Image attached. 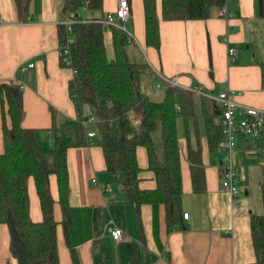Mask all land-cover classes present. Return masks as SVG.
I'll return each instance as SVG.
<instances>
[{"label":"crops","instance_id":"crops-1","mask_svg":"<svg viewBox=\"0 0 264 264\" xmlns=\"http://www.w3.org/2000/svg\"><path fill=\"white\" fill-rule=\"evenodd\" d=\"M129 1L132 10L126 25L134 37L132 41L141 48L139 57L148 62L153 76L145 84L147 94L154 96L157 91L163 97L164 83L188 90L200 87L213 96L227 89L236 102L264 109V0H226L228 16L219 14L224 9L213 10L209 18L199 20H163L162 0H156L161 18L159 48L146 44L144 0ZM62 4L65 7L62 0H33L32 17L21 22L15 0H0V84L15 82L22 87L23 124L38 130L37 139L44 134V144L51 135L52 109L69 120L87 116L70 96L73 70L61 65L58 25L67 20ZM117 8L118 0H104L97 17L114 13ZM113 41L107 27L110 57L114 55ZM231 48L237 53L229 55ZM3 114L0 96V153L4 151ZM94 127L89 124L87 129L97 133ZM249 139L264 154L263 142L238 136V168L245 160L242 147ZM94 142L67 152L73 225L68 236L58 225L60 264H74L72 247L80 264L255 263L250 218L253 208L222 187V153L211 152L206 137L201 140L207 185L203 193L194 191L187 141L180 140L182 206L189 219L184 220L181 229L171 232H167L161 204H143L139 226L134 205L122 184L107 170L103 148ZM137 159L140 187L155 188L144 146L137 148ZM259 166L264 173V162ZM29 189L31 216L40 222L43 217L33 180ZM51 191L54 216L61 223L56 176L51 177ZM114 227L124 231L121 241L112 238ZM0 264H18L10 252L9 231L4 224H0Z\"/></svg>","mask_w":264,"mask_h":264},{"label":"trees","instance_id":"trees-1","mask_svg":"<svg viewBox=\"0 0 264 264\" xmlns=\"http://www.w3.org/2000/svg\"><path fill=\"white\" fill-rule=\"evenodd\" d=\"M67 20L72 30L58 25L59 43L69 38L67 64L73 70L69 82L70 96L77 107L87 113L76 120L63 118L52 109L51 135L46 144L37 139V129L25 127L22 87L15 82L0 84L3 107L4 151L0 153V224L7 226L10 252L18 264H60L57 228L61 224L68 236L73 225L69 204L70 186L67 152L69 148L88 143L87 126L82 119L95 117V144L103 148L107 170L123 186L134 205L141 225L143 204H161L165 209L167 232L184 226L181 172L182 138L187 141V154L195 192L207 190L201 140L206 137L211 152L224 140L223 107L202 93L164 83L163 97L155 100L144 91L145 77L150 74L148 62L128 50L127 36L103 21L106 15L86 18L80 9L102 10L104 0H64ZM19 20L32 17L33 0H15ZM226 0H162L163 20L207 19L213 10L225 8ZM146 44L160 47V22L156 0H144ZM113 33V57L109 56L106 31ZM125 36V37H124ZM264 66V65H263ZM7 116L10 125L7 124ZM137 121V123L135 122ZM264 143V139H257ZM194 141V145H193ZM147 149L149 170L156 187H140L137 148ZM264 170V169H263ZM56 176L62 221L54 216L55 200L51 177ZM40 199L42 221L31 216L30 181ZM248 191V196L252 191ZM260 197L264 205V180ZM254 264H264V213H250ZM73 263L80 264L74 247Z\"/></svg>","mask_w":264,"mask_h":264},{"label":"built area","instance_id":"built-area-1","mask_svg":"<svg viewBox=\"0 0 264 264\" xmlns=\"http://www.w3.org/2000/svg\"><path fill=\"white\" fill-rule=\"evenodd\" d=\"M131 3L129 0H118V8L114 13H109L105 16L103 23L108 27H116L123 32L129 42L134 37L131 31L127 28V21L131 16ZM220 15L228 16L226 9L219 12ZM67 31L72 30L73 21L66 20L63 22ZM72 40L67 39L65 43H59V53L61 59L67 64L71 61L66 56L69 55V44ZM237 50L231 48L229 55H234ZM165 82L173 83L168 79L162 77ZM159 88L160 85H157ZM193 91L202 93L205 96L214 99L223 107L222 123L224 129V140L218 147V152L222 153V174L221 183L222 187L229 191L233 197L238 198L240 191L238 188V176H237V138L238 136L250 137L254 139H264V109L252 107L249 105L236 102L232 97L229 90H224L217 96H213L209 93H205L200 87L192 88ZM97 119L95 117H89L82 119V123L85 126L89 124H95ZM137 123V121H135ZM95 131H87L88 142L92 143L95 139ZM185 219H189V213L184 214ZM111 236L115 241H121L124 238V231L120 227H114L111 231Z\"/></svg>","mask_w":264,"mask_h":264},{"label":"rangeland","instance_id":"rangeland-1","mask_svg":"<svg viewBox=\"0 0 264 264\" xmlns=\"http://www.w3.org/2000/svg\"><path fill=\"white\" fill-rule=\"evenodd\" d=\"M64 2V0H62ZM62 8H64V5L62 4ZM98 10L93 9H87L86 7H83L80 9L79 14L83 17H97ZM126 39V44L128 50H135V53H139L141 51V48H138L137 42H129L128 38ZM140 49V51H139ZM153 76L151 74L147 75L145 77V83H150L152 81ZM155 100H161L162 99V93L155 91L154 94ZM44 134H39V143L41 145L44 144L45 138L42 140V137ZM247 146L242 147L243 153H245V160L243 161V164L239 165V168L237 170V176H238V188L240 190V198L243 201H246L248 203V206L256 210L258 213L263 214L264 213V205L260 197V191H261V182L264 180V173L261 170V167L259 166L261 163L264 162V154L258 150V148L254 147L255 142L252 139L246 140ZM251 154V155H250ZM250 188L252 193L249 197L245 195V190Z\"/></svg>","mask_w":264,"mask_h":264},{"label":"water","instance_id":"water-1","mask_svg":"<svg viewBox=\"0 0 264 264\" xmlns=\"http://www.w3.org/2000/svg\"><path fill=\"white\" fill-rule=\"evenodd\" d=\"M245 195H246V196L248 195V191H247V190L245 191Z\"/></svg>","mask_w":264,"mask_h":264}]
</instances>
